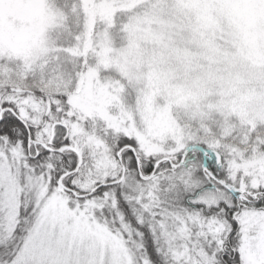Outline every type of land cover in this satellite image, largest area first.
Masks as SVG:
<instances>
[{
    "label": "snow or ice",
    "instance_id": "snow-or-ice-1",
    "mask_svg": "<svg viewBox=\"0 0 264 264\" xmlns=\"http://www.w3.org/2000/svg\"><path fill=\"white\" fill-rule=\"evenodd\" d=\"M0 264H264V0H0Z\"/></svg>",
    "mask_w": 264,
    "mask_h": 264
}]
</instances>
